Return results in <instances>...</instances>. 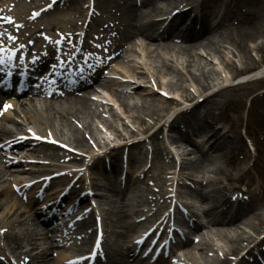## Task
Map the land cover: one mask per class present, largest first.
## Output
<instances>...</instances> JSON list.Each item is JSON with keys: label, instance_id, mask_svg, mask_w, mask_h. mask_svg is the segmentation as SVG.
Returning <instances> with one entry per match:
<instances>
[{"label": "bare ground", "instance_id": "bare-ground-1", "mask_svg": "<svg viewBox=\"0 0 264 264\" xmlns=\"http://www.w3.org/2000/svg\"><path fill=\"white\" fill-rule=\"evenodd\" d=\"M233 3L235 6L249 4L256 10L255 14H247V19L235 34L227 29L232 12L226 1L217 6L211 0H57L49 8L52 0H0V48L3 49L0 51V83L12 84L21 81L28 91L35 94L38 88H31L32 79L45 71L51 62L55 64L54 69L59 70L58 73L46 70L44 78L37 81L39 84L36 85L44 87L50 96L46 100H34L31 108L36 112L35 115L26 113L21 119L12 116V112H7L6 109L13 106V100L6 102L5 106L8 107L4 106L0 112V158L2 150L10 153L16 149L17 153L28 158L29 162L39 166L33 171L25 167L27 162L12 160L7 164L4 162L7 165L5 170L0 162V210H3L0 214V224L3 222L4 228L0 233V251L3 250L0 252V264H64V261L69 260L68 256L61 252L53 257L54 251L64 246L52 234L56 230L49 229L46 222H35L36 218H32L30 201L33 198H30L24 209L22 203L11 195L9 186L5 184L7 172H49V180L42 178L38 182L30 183L22 178L16 182L24 187L39 182H45L44 186L47 187L49 182L65 178L63 190L52 192L51 196L56 195L55 198L45 201L55 204L59 199V203H66L70 199L77 201L79 197L72 207L74 211H81L84 205L90 204V200L94 199L96 208L103 212L105 229L99 234L100 241H106L110 234L114 233L130 242L128 238L132 235L129 234H134L135 231L130 222L126 221L123 210L109 205H114L117 201H107V197L100 194L104 186L100 181L86 185L77 171L54 173L52 164L43 163L42 159L56 161L61 165L69 163L75 167L80 166L79 161H82L88 169H94L101 165L102 158L118 161L117 157L121 156L120 164L127 163L124 166L131 168L134 160L138 162L140 155L149 153L152 149L154 154H162L166 164L172 166L161 167L160 173L155 174V167L149 164L139 175L143 177L153 172L150 177L155 182L151 188L155 192V198L140 202L153 209V219L158 220L162 217V211H169L171 205L167 204L174 196L179 199L185 196L193 197L202 203L204 200L210 202V208L201 209L200 213L195 211L196 205L192 201L175 202L177 213H182L180 205L183 203L187 209L186 217L193 218L191 230L179 245L180 254L175 261H183L185 264H264V237L255 242L256 239H251L253 236L248 233L246 235L245 231L247 228L251 229L255 236H258L264 230V169H261L260 162L256 160L255 167L261 181L257 182L250 176L247 162L249 157L244 152L243 136L239 132L243 126L241 110L244 109V100L264 97V68L259 67L264 65V42L257 43L258 39L264 38V28L257 26L258 17L264 16V0H234ZM37 12L40 15H35ZM42 19L45 21L39 22ZM179 20L182 21V38L187 40L184 43L186 45L175 46L167 43L159 46L158 39L161 38L162 31H169ZM219 42L222 43L224 52L217 60L225 65L227 77H223L221 71H217L213 66L209 67L212 61H203L200 58L202 55L196 52L198 48L206 51L209 44ZM218 50L216 52H219ZM84 51L88 52L86 56H83ZM252 51L260 56L259 61L252 58ZM133 53L143 54L151 60L152 73L138 71L142 66L136 65L130 58ZM192 53L198 54L197 61L192 58ZM206 53L210 55V52ZM11 54L12 60L8 59ZM162 54H177L183 58L174 62L165 59ZM116 57L122 58L119 65L126 62L133 64L129 68L126 65L121 66V73H118L120 77L109 74L101 78L104 69ZM69 67L80 69L71 73L67 71ZM19 71L23 73L19 74ZM252 74L263 75L248 83L230 85L228 93L238 95L226 101L222 107H217L220 103L215 97L226 93L223 87L227 82H236L240 77ZM165 77L168 79L164 80ZM188 78L193 83L192 86L185 84ZM124 79L127 82H123ZM141 79L144 80L143 83L139 81ZM131 81L135 82V85L131 84ZM93 82H98V86L103 89L116 86L114 96L127 111L148 112L147 118L130 115L136 129L127 131L125 135L129 138L125 143L114 145L110 149L107 148L110 145L108 142L101 144L99 137L92 132L93 128L85 121L96 117L104 124L106 122L101 112L105 97L103 103L99 98L91 96L92 88L89 85ZM157 87L170 94L171 91L179 93L170 101L164 102L150 97L154 95ZM69 93L75 97L71 99ZM126 99H135V102L130 106ZM95 100L102 102V108H99ZM109 100L114 102V99ZM172 105L186 107L169 120ZM229 106L230 111H235L236 115L225 112ZM220 120L229 122L228 129L217 125ZM180 123H191L192 127L184 126V129L179 131ZM107 125L117 140H120L124 134L119 133L111 123ZM153 128L154 132L146 138L151 141V145L142 144V140L131 139L137 132L144 136ZM162 131H165L169 144L176 148L180 147L177 137L183 139V142L192 140L193 136L200 138L207 146L205 154L209 168L205 166L204 172L209 179L201 180L195 176L196 169L193 165L181 177L185 168L173 166L172 156L170 158L163 152L166 150V140L162 143L161 136V143L156 142ZM115 137L113 142H116ZM54 142H58L57 144L66 150L60 152L50 149L48 146H56ZM96 147L104 150L98 157L93 156L94 150H90ZM224 150L229 154L223 153ZM79 151L88 153L89 159L80 157ZM212 153L226 156L230 163L234 164L235 173L215 164ZM122 155L126 157L122 158ZM133 155L136 157H132ZM121 168L122 165L117 163H111L105 169L103 167L109 174H115V177L124 174ZM222 179L229 185L220 186ZM174 180L175 195L168 190ZM214 182L219 185L211 187L210 184ZM243 185L244 189L241 188ZM56 189L58 188H53ZM107 191L111 189L108 188ZM215 210L227 221L226 228L214 224L219 232L202 231L206 226L198 217H211L208 213ZM166 213L163 220H166L168 225L170 214ZM77 228L84 234L74 235L71 240L77 246L76 251H81L86 249L85 246L93 241L97 233L95 229L84 231L86 226L82 223ZM238 228L243 230L238 231ZM217 238L222 241L221 245L214 244ZM131 248L129 245L124 247L122 258L132 252ZM239 251L243 253L238 254ZM144 259L146 257L135 264H143ZM169 263L170 261L163 257L153 262ZM109 264H127V261L111 259Z\"/></svg>", "mask_w": 264, "mask_h": 264}, {"label": "rangeland", "instance_id": "rangeland-1", "mask_svg": "<svg viewBox=\"0 0 264 264\" xmlns=\"http://www.w3.org/2000/svg\"><path fill=\"white\" fill-rule=\"evenodd\" d=\"M211 1L213 4H216L217 6L221 5L222 2H225V1L227 3H229V9L232 12V14H231L232 18H231L230 24L228 25L227 29L232 31V33H234V34L237 32L238 29H241V26L244 24L245 20L247 19L246 17H247L248 13H250V12L254 13V14L256 13V10L254 8H252L249 4H244V5H240V6H238L236 4V6H235L233 3L234 0H211ZM44 21H45V19H42L39 22L43 23ZM263 25H264V16L261 15L258 17L257 26L258 27L260 26V28H264ZM202 41H205V40H202ZM261 41L264 42V38L258 39L257 43H260ZM184 45H186V44H184ZM221 46H222L221 42H219L218 44H209L206 51L198 49L196 52H198L199 54L202 55V56H200V58L203 61H210V62L212 61V65H210L209 67L213 66L217 71H221L223 77L224 76L227 77V71L224 67L225 65L223 63L220 64L219 63L220 61L217 60L218 57L220 55H222V52H224V50ZM216 50H218L219 52H216ZM206 52H210V55H207ZM87 53H88L87 51H84L83 56H86ZM262 54L264 55V51L262 52ZM154 56H155V54H154ZM192 56H193L192 58H194L196 61H197V59H199L198 54L195 55L194 53H192ZM251 56L253 59H255L257 61L260 60V56L258 54H256L254 51L251 52ZM130 58H132L135 61L136 65L142 66V69H138L139 72L144 71V73L145 72L148 74L152 73L153 65L151 66V60H148L147 58H145L143 56V54L138 55L136 53H133L130 55ZM120 60H122L121 57H118V58L116 57L114 59V61H112L110 63V65H108L107 68L104 69V71L102 72L101 78H104L105 76H107L109 74L120 77V74H118V73H121V70H122L121 66L124 67L126 65V67L129 68L133 64L131 62L130 63L126 62L123 65L122 64L119 65ZM174 62H176L175 59H174ZM116 64H118V65H116ZM237 64H239V63H237ZM53 65H54V62H51L49 64L48 69H50L52 71L54 68V67H52ZM179 67L181 68V66H179ZM259 67L264 68V65L261 64ZM69 70L74 71L73 68H69ZM54 71H55V69H54ZM45 74H46V72L42 73V75H45ZM142 74H138V75H140V76L145 75V74L144 75H142ZM261 75H263V74H252L250 76L244 75V76L240 77L238 79V81H236V82H231V81L227 82L226 85H224L225 87H223L224 88L223 90L226 93L220 94V96L215 97V100L220 103V105H217V107L218 108L222 107V105L226 101H230L231 99L236 98V96L238 95L237 93H233V92L228 93L230 85L235 86L237 84H240V82L241 83H248L252 79L260 78ZM37 76H40V75H37ZM167 79H168L167 77L164 78V80H167ZM139 81L141 83H143L144 80L141 79ZM123 82H127V81H125V79H124ZM130 83L135 85V82H133V81H131ZM145 84L151 85L149 83H145ZM185 84L189 85V86L193 85V83L190 82L189 78L187 79ZM89 86L92 88L91 96L93 98H95V99L99 98L98 100H101L103 102V98L105 97L104 98L105 103L103 102L104 103L103 104L104 109L102 108V106H100V104L102 102H97L96 100L94 102L96 104H98L99 108H102V111H101L102 117L106 122L104 124L100 118H96V117L93 119H86L85 121L90 125V128L91 127L93 128L92 132L95 133L97 137H99L101 144H104V142H108L110 144L107 147L108 149L113 148L114 145H118L120 143H125L126 139L129 138L128 135L127 136L125 135L127 133V131L132 130L134 128L136 129V124L134 122H132L130 115L133 114L134 116H144L147 118L148 112L147 111H134V110H131V112L127 111L121 105V102L114 96V92H116V90H117L116 86L105 87L103 89V88L98 86V82H93ZM165 93L167 95H165ZM178 93H179L178 91H171V94H170V93L164 91L162 88L157 87L154 95H152L150 97L156 98L159 100H163L164 102H166L167 100L170 101L171 99H173L176 96V94H178ZM99 95H101V96L99 97ZM70 98L72 99V98H74V96L71 95ZM110 98L114 99V102L109 100ZM244 101H245L244 102L245 103L244 109L241 110L242 111L241 112V122L243 121V126L239 129V132H240L241 136H243V142H244V146H245L244 152L249 157L247 162H248V166L250 167V171H249L250 176L255 178L257 182H260L261 181L260 175L257 172V167H255L254 161L258 160V162H260L261 169H264V97H259V98L254 99V100H250L249 98H247ZM126 102L131 106L133 104V102H135V99H126ZM184 107H186V106H184V105L183 106L172 105L173 109L170 110V112H169L170 113L169 114L170 115L169 120H171L175 116L174 114H177L178 112L182 111ZM217 112H219V110H217ZM225 112H227L230 115L231 114L236 115L235 111H232V110L230 111V106L227 107ZM12 116H14L15 118L21 119V115L19 116V114L17 115L14 113V114H12ZM107 123L108 124L111 123L114 126V128H116L118 130L119 133L124 134L122 137H120L121 138L120 140H117V138L114 135V132L112 131L111 128L108 127ZM217 123H218L217 124L218 126H220V127L222 126L225 129H228V127H229V122H227L226 120H220V121H217ZM184 124H186V123H184ZM187 125L188 126L191 125V127H192L191 123L187 124ZM187 125H185V126H187ZM153 132H154V128L149 130V132H147L144 136H140L139 135L140 133L137 132V134L133 135L131 137V139H133L135 141H139V140L141 141L142 140V144L151 145V141L149 139H146V138H148ZM163 133H164V131L161 132L160 137H158V139H156V142L161 143L160 139H161V135ZM189 133L190 134L192 133L191 130H189ZM114 137L116 138L115 139L116 142H113ZM194 138L200 139L197 136ZM57 143L58 142H54V145H56V146L58 145L57 147L56 146H52V147L48 146V147L50 149H54V150H57L60 152H63L66 150L64 147H62L61 145H59ZM90 150L91 151L94 150V152L92 154H94L93 156H95V157L102 155L104 152V150L100 149V147H99V149H98V147H96V149L92 148ZM2 152H1L2 155L0 158L2 169L3 168L5 169L6 168L5 166H7L6 165L7 162L12 161V160H15V161L22 160L24 162H27V165H25V167L27 169H30L33 171H36L37 168L39 167L38 164H36L37 165L36 166L35 164H32L31 162H29L28 158L23 157V155L21 153H17L16 149L10 151V153H7L5 150H2ZM163 152L166 153V150L164 149ZM233 152H236V151L233 150ZM233 152H231V153H233ZM82 153H83V155H81ZM223 153H225L227 155L229 154V153H226V150H224ZM73 154H76V152H73ZM209 154H211V153H209ZM78 155L84 159L85 158L89 159L88 153H86V152L79 151ZM212 155H213V159H214L213 161L215 164L220 165L226 171H230L231 173H235V170L233 171V165L234 164L230 163V161L227 159L226 156L220 155V154H215V153H212ZM124 156L125 155H122V157H124ZM140 156H139L138 162L136 160H134L132 167L128 168L129 169L128 172L130 174H134V178L136 180L134 181L133 180L134 178L131 179V181L128 183L126 188L132 192L133 197L136 200H139L140 202H148V201L152 200V198H155V192L151 190V188L154 187V185H155V182L150 177V175L153 174V172H151L150 174H148L144 177L137 178L138 173H141V172L135 173V170H137V169L140 171H141V169L143 170L144 165L149 164L150 161L152 162V165L155 167V170H154L155 174L160 173L161 167L172 168V166H168L166 164L167 161L163 157L162 154L161 155H160V153L154 154L153 149L150 150L149 153H145V154L140 155ZM132 157L135 158L136 155H133ZM120 158H121V156L117 157L118 161H115L113 158H102L101 159V165L95 167L94 169H88V167H86L87 165L82 161H79L80 166H78V167H75L69 163L66 165H61V163L56 162V161H52V160L47 161V160L42 159V162L43 163L50 162L52 164V167L51 166L50 167L52 168L54 173H57V172L63 173L64 171H77L78 174L83 177L84 182H86L88 185L92 184L94 182H97V180H98L105 187L110 186L111 189H115L113 186H111L113 184V182H115V174H109L108 171L104 170V169L107 168L108 166H110L111 163H117L119 166H121L122 164H120V162H121L119 160ZM201 161L204 165L208 166V161L206 159V156H204ZM4 162L6 164H4ZM126 164H123V165H126ZM58 165H61V166H58ZM130 166H131V164H130ZM103 167H104V169H103ZM97 168H101V169L98 170ZM125 169H127V168H125ZM5 170H7V169H5ZM119 172H120V167H119ZM119 172L116 173V175H118ZM6 174H7V175H5L6 186H9L11 195L13 197L17 198L22 203L21 205L24 209L26 208V205L29 201L28 200L29 196L32 197L34 195V196L38 197V199H36V201H35L36 203H38V202L40 203L41 199L47 198V194H49V193L41 195V190L44 188V186H42L41 183H39V184L33 183L28 187H22L21 184L17 185L16 182L19 180H22V178L28 180L29 182H30V180H31V182H38L42 178H48V180H49V176H50L49 172L44 173V174L38 173V172H28V174H25V173L20 174V173H14V172L10 171V172H7ZM182 175H184V174L182 173L181 177H182ZM202 175L198 178L201 180L209 179L205 173H203ZM175 179L177 180V175H175ZM176 180H174V184H170L168 187L169 188L168 190L171 191V193H173V195H175V193H174L175 187L174 186H175ZM178 180H180V179L178 178ZM180 181H182V180H180ZM222 181L223 182L221 183L220 186L229 185L226 180L222 179ZM245 182H246V179L244 181V185H245ZM63 184H66V179L65 178H59V180L56 179L55 181H52L51 183L49 182V185L45 189L49 190L50 188H58V189L54 190V192H56L57 190L60 191L61 189H63V187H62ZM210 185H211V187H214V185H219V184H215V182H214V183H211ZM244 185L241 186L242 189H244V187H245ZM100 192L104 195H107L108 197L114 196V194L111 192H107V191H100ZM172 200H174V201L175 200H177V201H180V200L192 201L193 204L196 205V207L198 205L200 206V210L205 209V208H210L209 200H204V202L202 203V201L199 199H194L193 197H186V196L183 197L182 199H179L178 197L174 196L172 198ZM161 202L162 201L159 202L160 206L163 205V203H161ZM109 205L112 208L117 207L111 203ZM180 207H181L180 210H181L182 214L184 213L186 215L187 209L184 208L183 204H181ZM83 209H88V208H83ZM194 209H195V207H194ZM2 211L3 210H0V214ZM87 211L81 210V212L85 214V216H84L85 222H86V225L89 227V229H91L93 227L98 228V226H99L100 230H101V228L103 229L104 223H103V221L99 220V218L103 217V212L94 211L93 213L89 212L90 213L89 214ZM217 211L218 210H215V213L213 216H216V218H219L221 221L224 218ZM257 211H259V210H257ZM30 213L32 214L31 210H30ZM32 218L35 219L34 215H32ZM35 222H37L36 219H35ZM130 224H131L132 229L134 230L135 226L132 223H130ZM178 224L185 231H188L190 229L186 225L185 221H182ZM2 226H3V222H1V224H0V227H2ZM139 226H141V225H139ZM220 226H218V227H220ZM221 227L226 228V226H221ZM240 227L244 228L242 225H240ZM242 228H238L237 230L241 231V230H243ZM3 229H4L3 227L0 228V233L3 231ZM206 230H208V228H206V229L202 228V231H206ZM245 231H246V235L248 233V234H251L253 236V237H251V239H253V238L256 239V240H254L255 242H258V240H260L261 238L264 237V230L260 233L261 235H258V236H255V234L253 233V231L251 229L247 228V230H245ZM212 232H214V233L219 232V229H217V228L215 229L213 227ZM129 235H131V233ZM128 240H129V238H128ZM214 244L216 246L221 245L222 241L219 238H217L214 241ZM127 245H129V242H127V238H124V237L120 238L113 233V234H110V236L107 238V241H105V244H103V251L108 250L110 252L109 253L110 258L112 257V259L114 258V260H117V261H120V260L127 261L129 259V261H128L129 263L138 262V260L140 258L135 257V255L134 256L129 255V257H127V258L126 257L122 258L123 257L122 254H124V253H122L123 249ZM1 251H3V250H1ZM176 251H177V249L174 250V252H176ZM58 252H61V254H63V255L66 254V251H62V250L57 249L52 254L53 257H56ZM115 252L120 253V255H117ZM241 253H243V252H240V251L238 252V254H241ZM179 254H180V252H179ZM177 258L176 257L171 258L170 260H172V261L169 264H185L183 261H181V262L175 261ZM143 264H149V263L146 262V260H145V262H143Z\"/></svg>", "mask_w": 264, "mask_h": 264}, {"label": "snow or ice", "instance_id": "snow-or-ice-1", "mask_svg": "<svg viewBox=\"0 0 264 264\" xmlns=\"http://www.w3.org/2000/svg\"><path fill=\"white\" fill-rule=\"evenodd\" d=\"M56 2H57V0H52V4H49L48 7L51 8ZM35 15L38 16V15H40V13L37 12ZM0 51H3V49L0 48ZM11 58H12L11 56L8 57V59H11ZM165 95H167V94L165 93ZM5 107L7 108L8 106L6 105ZM34 135H35V134H34ZM37 138H39V137H37Z\"/></svg>", "mask_w": 264, "mask_h": 264}]
</instances>
